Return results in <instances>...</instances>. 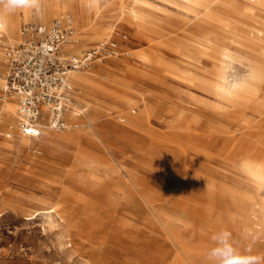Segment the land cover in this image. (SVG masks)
<instances>
[{
    "label": "rangeland",
    "instance_id": "374dc122",
    "mask_svg": "<svg viewBox=\"0 0 264 264\" xmlns=\"http://www.w3.org/2000/svg\"><path fill=\"white\" fill-rule=\"evenodd\" d=\"M26 13L19 33L42 22ZM61 15L79 32L66 54L115 42L118 57L74 75L65 118L76 109L78 131L22 145L18 119L2 125L0 114V264L94 262L69 251L56 205L76 207L81 227L84 208L109 218L112 255L100 264H208L221 229L241 252L264 255V0H102L93 13L71 2L47 24ZM17 41L0 38V80ZM75 131L99 133L80 141L82 162L62 139ZM35 200L48 201L37 219Z\"/></svg>",
    "mask_w": 264,
    "mask_h": 264
},
{
    "label": "built area",
    "instance_id": "2783aa9c",
    "mask_svg": "<svg viewBox=\"0 0 264 264\" xmlns=\"http://www.w3.org/2000/svg\"><path fill=\"white\" fill-rule=\"evenodd\" d=\"M74 33L72 16L61 15L50 26L25 25L20 41L6 47L8 73L0 103L6 97L17 101L18 128L28 137H41L43 125L55 132L77 128L65 119L68 105L75 102L71 74L118 57L116 43L108 42L81 57L65 58L63 48Z\"/></svg>",
    "mask_w": 264,
    "mask_h": 264
},
{
    "label": "bare ground",
    "instance_id": "6f19581e",
    "mask_svg": "<svg viewBox=\"0 0 264 264\" xmlns=\"http://www.w3.org/2000/svg\"><path fill=\"white\" fill-rule=\"evenodd\" d=\"M60 2L63 1H58V0H45L44 3V11L42 13V16L37 17L36 15H34L33 13H31L32 15L29 16L27 13L25 14V17L27 18L26 21H29L31 18H41L43 17L44 22L43 25H49L47 24V21L49 18L51 17H55L57 15L58 11H64L65 7L68 6L71 2L76 5V6H80L81 9L84 8V0H66L65 6H61ZM22 11H26V10H22ZM79 18L82 21V26L86 25L87 23V18L85 17L84 14H81V16H79ZM21 25V20L18 16V12L11 15L9 18L6 19L5 21V27L3 29H0V38H7L8 40L11 41H15L18 40L15 44H17L20 41V26ZM74 26H75V33L73 35V37L70 39L68 44H71V48L77 47L78 46V41H79V32L76 29V25H75V20H74ZM102 35V33H101ZM103 36H107L109 37V33L108 32H103ZM15 44H12L10 46H13ZM66 44L63 48V52H64V57L65 58H73L72 56H68L66 54V52L64 51L65 47L68 45ZM101 45H103V43H101ZM100 46V45H99ZM69 47V48H70ZM5 55V54H4ZM5 63L7 65V59L5 57ZM81 73V71H76L73 72L70 76V81H71V85H72V76ZM0 83H4V86L2 87V89L4 90L6 87V79L5 81H3L2 79L0 80ZM250 86V85H249ZM73 87V85H72ZM2 90V91H3ZM73 91H74V87H73ZM15 99L13 97H6L5 101L3 102L4 104L2 105L0 112L2 114H4V122L1 124L5 125L7 122H13L15 120L18 119V104L15 103L14 101ZM72 105V103L70 104ZM68 105V107L70 106ZM67 107V109H68ZM75 109V108H74ZM66 119V118H65ZM0 120H2V118H0ZM67 120L69 122V124H77L78 127L75 128L74 130L78 131L80 129V127L82 128L83 126V121L79 118V112L75 109L73 111L68 112L67 115ZM49 130L51 132H54L53 130H51L47 125H43L42 128V136L45 132V130ZM71 132V133H66L62 139L66 142H71V143H75L77 145V147H79V151L81 152V155L79 157H73V159L81 161L82 159H84L86 157L85 155V150L80 146V141L89 138V140H91L92 142H95V140L99 139V133L94 132V131H89L85 134H77L78 132ZM65 132V131H64ZM61 132V133H64ZM21 133V132H20ZM57 133V132H56ZM51 134V133H49ZM105 135V134H103ZM41 136V137H42ZM106 136V135H105ZM109 136V135H108ZM113 136V135H112ZM26 135H24L23 133H21V142L22 145H27L29 143L30 140L32 139H40L39 138H32V137H28ZM102 137V136H101ZM108 139V138H107ZM27 140V141H25ZM55 141V140H54ZM48 144H52V140H47ZM97 144V143H95ZM99 148V145H96ZM83 153V154H82ZM91 157H93L92 154H90ZM90 161H92L91 159H89ZM110 171V170H108ZM31 178V175H30ZM33 178V177H32ZM36 179V178H35ZM32 184V183H31ZM30 185V184H29ZM33 185V184H32ZM48 201L47 200H35V203H32L31 207H34V209H37V212L39 213L36 217V219L38 217H40L41 215L46 214L45 211L43 209L37 208L41 205L47 204ZM50 204H53L52 202ZM67 205V204H66ZM14 203L12 201H6L5 203V207L8 209H12V210H16L18 213L20 214H24L27 213L29 211L24 210V209H18V207H14ZM30 206V205H29ZM31 209V208H30ZM33 210V209H31ZM72 211V212H71ZM69 211L67 209L66 206H61V205H56L55 206V213L57 214V216L59 217V219L66 224L67 229L65 231V237L68 239V245H69V251H76L79 252L81 250H85L84 254L91 257L94 262H90V264H100V263H108L109 262V258L112 255V251L109 249V247H107L108 241H107V228H108V224H109V218L99 214L97 215L95 212L93 211H89L88 209L84 208V211L86 213V217L83 218L84 226L81 227L80 223H73V218H74V212H77V208L73 207L72 210ZM83 212V211H81ZM82 214V213H81ZM85 215V214H84ZM96 219H99V221L96 222ZM61 222V223H62ZM111 223V221H110ZM52 236L51 234H48V238ZM117 236V235H116ZM101 237L99 240H96V238ZM97 238V239H98ZM137 245V244H136ZM52 253V252H51Z\"/></svg>",
    "mask_w": 264,
    "mask_h": 264
},
{
    "label": "clouds",
    "instance_id": "9594fccd",
    "mask_svg": "<svg viewBox=\"0 0 264 264\" xmlns=\"http://www.w3.org/2000/svg\"><path fill=\"white\" fill-rule=\"evenodd\" d=\"M102 0H84V6L89 13L95 12L101 6ZM21 10H27L37 17L42 16L43 0H0V29L5 27V21L11 15ZM238 81L226 78L225 92L234 90ZM213 247L207 252L208 264H264V255L248 254L249 250L241 252L229 231L221 229L212 236Z\"/></svg>",
    "mask_w": 264,
    "mask_h": 264
},
{
    "label": "crops",
    "instance_id": "0c3cea01",
    "mask_svg": "<svg viewBox=\"0 0 264 264\" xmlns=\"http://www.w3.org/2000/svg\"><path fill=\"white\" fill-rule=\"evenodd\" d=\"M43 22H44V19H43V17H42V22H40V23L43 24ZM50 25H51V24L46 25V26H50ZM1 39H4V38H1ZM6 39H7V38H6ZM67 54L71 56V54H69V53H67ZM73 77H74V76H72L71 80H73ZM17 112H18V110H17ZM0 114L3 115V117H4V114H2L1 112H0ZM47 132H49V133H54V132H51V131H49V130L46 129L44 133H47ZM27 138H28V137H27Z\"/></svg>",
    "mask_w": 264,
    "mask_h": 264
}]
</instances>
